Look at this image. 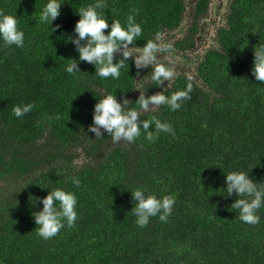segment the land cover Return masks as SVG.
<instances>
[{"label":"trees","instance_id":"trees-1","mask_svg":"<svg viewBox=\"0 0 264 264\" xmlns=\"http://www.w3.org/2000/svg\"><path fill=\"white\" fill-rule=\"evenodd\" d=\"M93 2L64 0L50 32L39 22L46 0H0V10L16 15L25 34L23 48L0 46V264H264V207L258 224H246L230 206L235 190L224 191L231 170L264 183V82L251 73L253 50L264 43V0H234L217 44L199 55L197 78L180 74L159 86L144 81L131 57L119 80L99 78L93 64L79 59L65 36L76 35L75 12ZM209 2L195 0L191 18ZM105 3L109 24L123 25L138 10L143 35L136 47L176 30L187 8L186 0ZM196 31L193 24L175 46L191 50ZM70 58L75 77L64 70ZM137 82L145 96L193 84L179 110L162 105L141 112L140 120L156 115L170 122L175 137L162 133L149 143L142 133L134 142L113 143L102 127L96 137L88 129L97 99L113 93L136 107ZM29 102L36 107L23 118L12 114L13 105ZM141 185L157 196L174 194L166 223L152 217L136 226L131 190ZM52 187L76 194L77 219L45 241L36 235L33 213Z\"/></svg>","mask_w":264,"mask_h":264},{"label":"clouds","instance_id":"clouds-1","mask_svg":"<svg viewBox=\"0 0 264 264\" xmlns=\"http://www.w3.org/2000/svg\"><path fill=\"white\" fill-rule=\"evenodd\" d=\"M64 0H46L39 12V22L53 31L52 21L60 15V7ZM106 7L105 0H94L93 3L80 7L75 13L79 19L74 24L75 36H65V41L76 45L79 59L95 66L96 75L101 79L111 78L119 80L121 70L128 69V59L131 57L136 69L151 67L150 79L153 85H161L164 81H171L177 75L174 68L160 60V54L168 52L171 45L162 40L159 34L155 39H147L141 47H136L133 41L143 35L141 23L136 20L138 10L133 8L122 25L119 19L108 23L102 9ZM192 11V8H191ZM16 15L0 10V46L15 45L23 48L25 44L24 31L18 27ZM107 29V32L104 30ZM81 41H84L81 44ZM131 45V47H129ZM251 65L252 76L264 82V43L254 50ZM120 57L114 62V54ZM134 53H136L134 55ZM64 70L76 76L78 69L73 59H68ZM139 81V80H137ZM134 89L140 90L136 107H129V101L118 102L113 93H105L94 105L92 124L89 131L96 137H102V127L111 137L113 143L117 141L134 142L143 133L145 141L154 143L162 133L175 137L172 124L162 121L156 115L140 120L141 112L154 111L166 105L170 111L179 110L186 100L191 98L193 84L187 82L183 89H177L170 94L165 91L145 96L146 89L142 82H137ZM143 89V91H141ZM151 105V107H150ZM36 104L21 103L13 105L12 114L23 118L30 113ZM151 126V130H150ZM226 191L231 194L235 190L238 198L230 205L238 211L239 219L251 225L260 221L258 210L264 207V183L254 182L247 171L231 170L226 173ZM71 182L79 186L80 180L72 177ZM136 201L131 209L135 217V224L139 228L145 227L152 217H158L161 222H167L175 204L174 194L157 196L146 186H137L131 190ZM32 203H35V199ZM42 209L33 213L36 235L47 241L60 232L62 228L75 227L77 219V196L71 190L63 187H52L48 194L41 198Z\"/></svg>","mask_w":264,"mask_h":264},{"label":"flooded vegetation","instance_id":"flooded-vegetation-1","mask_svg":"<svg viewBox=\"0 0 264 264\" xmlns=\"http://www.w3.org/2000/svg\"><path fill=\"white\" fill-rule=\"evenodd\" d=\"M233 1L234 0H228L226 2V4L224 2L221 5L220 14L218 15L219 22H221V23L218 22V25L215 24V23L213 25V23H212V20L214 19V15H212V13L210 12V9H209L211 0H210V2L208 4V7L203 12V14L197 15L194 19L191 18L192 14H194L192 11L189 12V14H187L188 18L190 19V22H189V24L187 26V29L185 31H183L184 33H182L181 36H179L177 39L173 40L172 43H170L171 49L168 51V52L176 53L179 56V61L176 62V63H172L170 61H167L164 58V55L167 52L160 54V57H159L161 61L168 62L174 68V70L177 73V75L173 78V80L180 74L181 75L185 74L189 78H197L196 65H197V61H198L199 55H201L206 49H208V48H210L212 46H215L217 44V34H218V32H219V30L221 28L227 26V21L229 19L230 13L232 11L231 10V4H232ZM194 2H195V0H191V1L186 0V7H187L188 4H191L193 6ZM193 24H196V26H197V31L195 32L194 37H193L194 47L191 50H189V49H187V50L179 49L178 47L175 46L176 40L182 38L185 33L187 34L189 27H192ZM179 27L176 30L172 31V32H163V33H166V34H169V35L173 36L172 33L177 31L179 29ZM207 28H212L214 30L213 33H211V31L209 32L208 30H206L205 31L206 32L205 38L202 39V41H200V43H197L198 37L200 35H202L204 30L207 29ZM162 35H163L162 40L164 41V37L165 38H167V37L164 34H162ZM165 42L169 43L168 41H165ZM140 71L141 72H145L144 81L151 80L150 79V75H151L150 74V71H151V67L150 66L147 67V68H141ZM173 80H171L169 82L164 81L162 83V85L163 84L170 85V83L173 82ZM81 156H83V155H81Z\"/></svg>","mask_w":264,"mask_h":264},{"label":"rangeland","instance_id":"rangeland-1","mask_svg":"<svg viewBox=\"0 0 264 264\" xmlns=\"http://www.w3.org/2000/svg\"><path fill=\"white\" fill-rule=\"evenodd\" d=\"M188 1H191V0H188ZM228 0H211L210 2V6H209V9H210V12L212 13V15H214V19L212 20V23L214 25L217 24L218 25V22H219V18H218V15L220 14V9H221V5L225 2H227ZM191 8H192V5L191 4H188L187 5V8H186V12H185V15H184V18H183V21L179 27V29L177 31H175L172 35H169V34H166L164 33V35L167 37L165 38L164 37V42L165 41H168L169 44L173 42V40L177 39L179 36L182 35V33H184L183 31H185L187 29V26L190 22V19L188 18L187 14H189V12H191ZM216 15V16H215ZM221 23V22H219ZM216 25V26H217ZM206 30H208L209 32L211 31V33H213V29L212 28H207L204 30V32L202 33V35H200L197 39V43H200V41H202V39L205 38V34H206ZM161 38H163V35L161 36ZM199 49V48H198ZM164 58L167 60V61H170L172 63H176L179 61V56L174 53V52H167L165 55H164ZM60 161H62V159L60 158ZM85 161V158H74L73 162L74 163H77V164H83Z\"/></svg>","mask_w":264,"mask_h":264},{"label":"water","instance_id":"water-1","mask_svg":"<svg viewBox=\"0 0 264 264\" xmlns=\"http://www.w3.org/2000/svg\"><path fill=\"white\" fill-rule=\"evenodd\" d=\"M134 54H136V53H134Z\"/></svg>","mask_w":264,"mask_h":264}]
</instances>
